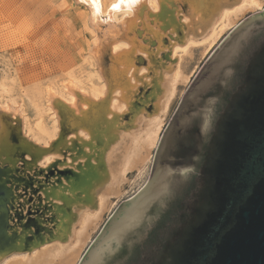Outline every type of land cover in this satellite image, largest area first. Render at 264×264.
<instances>
[{
	"label": "bare ground",
	"instance_id": "obj_1",
	"mask_svg": "<svg viewBox=\"0 0 264 264\" xmlns=\"http://www.w3.org/2000/svg\"><path fill=\"white\" fill-rule=\"evenodd\" d=\"M175 1L112 4H123L128 18L134 13L125 30L137 26V35L146 33L136 46L123 42L114 49L123 52L117 73L110 74L117 90L111 92L105 79L97 100L74 105L69 117L56 116L57 134L48 145L27 138L9 120V106H0V264H72L110 197L143 161L142 150L156 143L177 83L188 80L184 67L173 64L176 52L211 45L246 10L262 7V0H186L183 25ZM137 54L146 60L138 72Z\"/></svg>",
	"mask_w": 264,
	"mask_h": 264
},
{
	"label": "water",
	"instance_id": "obj_2",
	"mask_svg": "<svg viewBox=\"0 0 264 264\" xmlns=\"http://www.w3.org/2000/svg\"><path fill=\"white\" fill-rule=\"evenodd\" d=\"M78 264H264V8L208 55Z\"/></svg>",
	"mask_w": 264,
	"mask_h": 264
},
{
	"label": "rangeland",
	"instance_id": "obj_3",
	"mask_svg": "<svg viewBox=\"0 0 264 264\" xmlns=\"http://www.w3.org/2000/svg\"><path fill=\"white\" fill-rule=\"evenodd\" d=\"M116 1L0 0V106H9L12 116L8 118L12 125L19 127L35 144L46 146L54 139L58 130L56 116L69 117L74 115V105L80 108L85 101L97 100L104 93L105 79L111 92L117 90V82L112 81L110 74L117 73V58H121L123 52L119 50L120 53H117L114 49L124 43L136 46L135 42L142 39L146 31L137 35L136 30L140 28L137 26H133L135 33L125 30L127 21L130 22L135 15L133 13L128 18L129 13L123 4L112 9ZM174 4L175 11L178 7L179 21L185 25L183 18L186 16L187 1L177 0ZM94 5L97 10L91 24ZM263 8L264 0L261 8L246 10L211 45H188L184 52H176L178 58L173 64L184 67L183 74L188 76V80L177 83L168 113L158 130L156 143L142 150L143 161L128 172L120 194L110 197L100 221L72 264L79 263L118 206L147 183L160 136L208 55L239 21ZM162 51L164 49L158 53ZM135 64L138 72L146 67V60L137 54ZM137 72L135 78L139 83L143 79H140L141 72Z\"/></svg>",
	"mask_w": 264,
	"mask_h": 264
}]
</instances>
